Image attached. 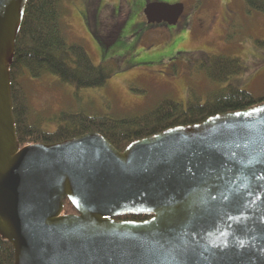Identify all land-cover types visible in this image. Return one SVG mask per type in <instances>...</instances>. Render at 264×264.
I'll list each match as a JSON object with an SVG mask.
<instances>
[{
    "label": "water",
    "instance_id": "1",
    "mask_svg": "<svg viewBox=\"0 0 264 264\" xmlns=\"http://www.w3.org/2000/svg\"><path fill=\"white\" fill-rule=\"evenodd\" d=\"M27 3L0 0V235L15 264H264V103L124 152L99 133L21 148L10 66ZM184 12L144 9L169 26Z\"/></svg>",
    "mask_w": 264,
    "mask_h": 264
},
{
    "label": "rangeland",
    "instance_id": "2",
    "mask_svg": "<svg viewBox=\"0 0 264 264\" xmlns=\"http://www.w3.org/2000/svg\"><path fill=\"white\" fill-rule=\"evenodd\" d=\"M183 3L176 26L149 24L150 3ZM67 41L81 44L92 62L111 71L107 84L77 88L58 76H25L31 121L45 131L58 126L61 111L123 117L143 114L163 99L187 105L230 82L264 97V13L245 0H63ZM196 52L240 59L245 70L224 83L213 82L195 62ZM54 117V118H53Z\"/></svg>",
    "mask_w": 264,
    "mask_h": 264
},
{
    "label": "trees",
    "instance_id": "3",
    "mask_svg": "<svg viewBox=\"0 0 264 264\" xmlns=\"http://www.w3.org/2000/svg\"><path fill=\"white\" fill-rule=\"evenodd\" d=\"M252 11L264 13V0H245ZM63 0H28L18 35L13 63L10 66L13 114L20 147L32 144L52 145L90 133H99L118 151L124 152L133 142L146 139L169 129L202 124L209 118L263 105L264 97L256 98L250 91L230 82L208 94L205 102L199 97L185 105L163 99L143 114L114 117L83 111H61L53 118L59 123L53 132L45 131L41 122L31 121L29 98L24 79L58 76L63 83L77 88H98L107 84L111 71L95 65L85 47L70 44L65 36L62 14ZM264 45V42H260ZM197 66L217 83L231 80L245 67L240 59L196 52ZM26 76V77H25ZM25 77V78H24ZM77 211L66 199L63 214ZM147 215H121L117 221L143 222ZM0 264H15L14 249L0 235Z\"/></svg>",
    "mask_w": 264,
    "mask_h": 264
}]
</instances>
